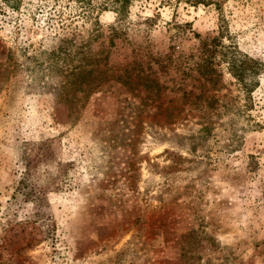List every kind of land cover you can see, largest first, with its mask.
<instances>
[{"label":"rangeland","instance_id":"rangeland-1","mask_svg":"<svg viewBox=\"0 0 264 264\" xmlns=\"http://www.w3.org/2000/svg\"><path fill=\"white\" fill-rule=\"evenodd\" d=\"M88 13L77 0H0V264H264V74L249 108L217 60L213 108L177 90L197 93L191 54L218 26L264 62V0H131L128 45L115 39L106 63L174 51L160 76L163 105L182 110L171 124L116 83H68L115 21L92 11L91 39ZM64 95L81 98L74 110ZM26 143L38 145L28 178Z\"/></svg>","mask_w":264,"mask_h":264},{"label":"trees","instance_id":"trees-1","mask_svg":"<svg viewBox=\"0 0 264 264\" xmlns=\"http://www.w3.org/2000/svg\"><path fill=\"white\" fill-rule=\"evenodd\" d=\"M6 7L11 10H16L20 0H1ZM98 5H91L90 0H77L80 5L87 3L90 13L92 11H111L114 14V24L108 27L107 41H101L99 43V50L89 52L86 55V62L90 66L87 72L74 71L71 77L72 79L68 83L72 84V87L78 92L86 90L96 93V91L111 92L112 83L119 85L120 90L125 91L128 95L138 99L140 111L147 107L153 106V115L155 117H161L165 124H171L173 120L178 116L182 110L174 103L176 100L169 99L166 101L170 103V107L163 105V93L164 86L160 82V76L166 73L172 62V51L163 53H153L148 47L143 46L137 49H131L130 57L128 61L121 65L111 66L107 61L108 47L114 45V40L121 38L124 46L128 43L123 39L124 35V23L128 16V10L131 0H97ZM205 2L206 1H202ZM218 8V6H217ZM88 13V18H91V14ZM87 18V17H86ZM96 14L90 19L91 30L90 38L97 37L99 29L96 21ZM145 21H149L145 19ZM166 28L172 27L176 30L182 27H188L187 23L179 25L175 22L172 24L165 23ZM70 26V25H66ZM229 38L224 35L223 29L218 26L214 35L204 39H198V45L195 48V52L191 54L192 64L191 70L196 74L195 80L198 81V91L193 93L192 91H184L183 85L178 84L177 90H180L181 101H188L195 104V108H198L199 103H203L205 107L213 108L215 106L217 98L208 94L207 88H215L219 84L221 74L216 71L214 67V61L224 65V69L227 75L233 80L237 90L241 94V98L244 102V107H250L251 93L256 89L259 82V77L264 74V62L255 58L249 57L241 53L232 43H223V38ZM101 66V67H100ZM76 72V73H75ZM84 73V74H83ZM181 83V82H180ZM209 86V87H207ZM66 90L67 87H64ZM67 108L74 110L77 104L80 102V97H71L64 95ZM201 108V107H199ZM176 109L177 111L175 112ZM208 127L204 126L200 128V131L206 132ZM50 140L42 141L39 145H45ZM34 144H23L22 159L24 161V177L28 178L31 171L32 157L30 153L34 151ZM38 146V145H37ZM36 146V147H37Z\"/></svg>","mask_w":264,"mask_h":264}]
</instances>
